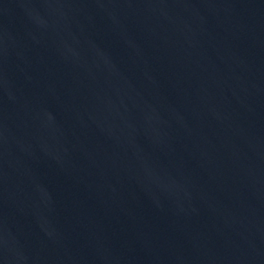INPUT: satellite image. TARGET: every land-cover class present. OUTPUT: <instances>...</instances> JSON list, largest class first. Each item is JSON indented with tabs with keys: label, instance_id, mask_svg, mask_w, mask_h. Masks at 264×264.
I'll list each match as a JSON object with an SVG mask.
<instances>
[{
	"label": "water",
	"instance_id": "obj_1",
	"mask_svg": "<svg viewBox=\"0 0 264 264\" xmlns=\"http://www.w3.org/2000/svg\"><path fill=\"white\" fill-rule=\"evenodd\" d=\"M0 264H264V0H0Z\"/></svg>",
	"mask_w": 264,
	"mask_h": 264
}]
</instances>
